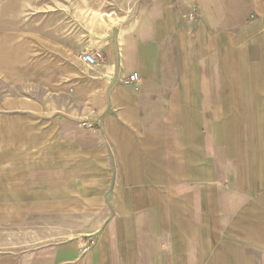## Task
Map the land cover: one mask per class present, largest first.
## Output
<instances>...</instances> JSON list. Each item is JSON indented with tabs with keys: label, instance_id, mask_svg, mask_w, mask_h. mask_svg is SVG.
<instances>
[{
	"label": "crops",
	"instance_id": "crops-1",
	"mask_svg": "<svg viewBox=\"0 0 264 264\" xmlns=\"http://www.w3.org/2000/svg\"><path fill=\"white\" fill-rule=\"evenodd\" d=\"M97 1L0 0V264H264V0Z\"/></svg>",
	"mask_w": 264,
	"mask_h": 264
},
{
	"label": "rangeland",
	"instance_id": "rangeland-1",
	"mask_svg": "<svg viewBox=\"0 0 264 264\" xmlns=\"http://www.w3.org/2000/svg\"><path fill=\"white\" fill-rule=\"evenodd\" d=\"M134 1L136 0H99L97 1V7L99 8L101 13H99L96 17L94 16L91 17L92 19H97L98 23L99 22L100 24L103 23L104 26H106L107 24L110 25L111 23H115L120 27L122 26V23H126L128 21V16L130 14L129 9H131V5L133 4ZM146 1L150 3L149 0ZM85 3L88 4V1H85ZM132 15H133L132 17H134L135 19L136 16H139L140 14L135 13ZM91 17L89 15L82 16L84 27L90 24L89 18ZM84 34H86V32H84ZM5 56L9 58L12 55L5 54ZM24 68L26 69L27 72L37 71L36 64L34 63L25 64ZM14 69H16V66L14 64L0 65V74H4V73L9 74L15 71ZM15 91H16V85L14 81L4 82L3 80H0V98L8 97L11 94L15 93ZM1 235L4 240V242L1 243V246L8 247L9 242H8V234L6 228H1Z\"/></svg>",
	"mask_w": 264,
	"mask_h": 264
},
{
	"label": "built area",
	"instance_id": "built-area-1",
	"mask_svg": "<svg viewBox=\"0 0 264 264\" xmlns=\"http://www.w3.org/2000/svg\"><path fill=\"white\" fill-rule=\"evenodd\" d=\"M103 56L101 52H92V53H86L80 56V60L83 63H86L90 66L96 65L98 62H100L102 60ZM139 75L138 73H132L130 74L129 78L126 80V82L128 84H136L139 81ZM91 124H89L88 122H81L80 123V127L81 128H90Z\"/></svg>",
	"mask_w": 264,
	"mask_h": 264
}]
</instances>
